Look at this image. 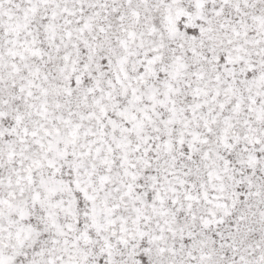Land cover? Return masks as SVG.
<instances>
[{
  "label": "snow or ice",
  "instance_id": "6c2138e0",
  "mask_svg": "<svg viewBox=\"0 0 264 264\" xmlns=\"http://www.w3.org/2000/svg\"><path fill=\"white\" fill-rule=\"evenodd\" d=\"M0 264H264V0H0Z\"/></svg>",
  "mask_w": 264,
  "mask_h": 264
}]
</instances>
